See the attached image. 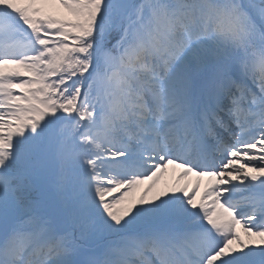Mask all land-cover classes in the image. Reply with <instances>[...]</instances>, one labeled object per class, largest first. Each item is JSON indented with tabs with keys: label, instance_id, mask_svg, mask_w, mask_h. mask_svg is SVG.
Instances as JSON below:
<instances>
[{
	"label": "snow or ice",
	"instance_id": "obj_1",
	"mask_svg": "<svg viewBox=\"0 0 264 264\" xmlns=\"http://www.w3.org/2000/svg\"><path fill=\"white\" fill-rule=\"evenodd\" d=\"M0 264H264V0H0Z\"/></svg>",
	"mask_w": 264,
	"mask_h": 264
},
{
	"label": "bare ground",
	"instance_id": "obj_2",
	"mask_svg": "<svg viewBox=\"0 0 264 264\" xmlns=\"http://www.w3.org/2000/svg\"><path fill=\"white\" fill-rule=\"evenodd\" d=\"M179 169H174L173 167H169V171L168 173L164 176L163 178V181L160 185L161 188H164L166 186H170V185H173L175 183H177V179H178V173H179ZM171 176V177H170ZM191 182H195L196 180H199L200 178L199 177H190L189 178ZM204 180L206 181L205 183L203 182L202 183V187H201V191H203L204 189V185H207L208 183V178L207 177H204ZM181 183H184V181H181ZM147 187V184L141 186L137 192H136V195L139 196L143 191H144V188Z\"/></svg>",
	"mask_w": 264,
	"mask_h": 264
}]
</instances>
